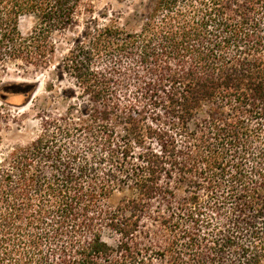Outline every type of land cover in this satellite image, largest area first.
<instances>
[{"label": "trees", "instance_id": "obj_1", "mask_svg": "<svg viewBox=\"0 0 264 264\" xmlns=\"http://www.w3.org/2000/svg\"><path fill=\"white\" fill-rule=\"evenodd\" d=\"M98 16L0 0V72L49 68L52 34L81 27L56 65L66 108L0 156V264H264V0Z\"/></svg>", "mask_w": 264, "mask_h": 264}, {"label": "rangeland", "instance_id": "obj_2", "mask_svg": "<svg viewBox=\"0 0 264 264\" xmlns=\"http://www.w3.org/2000/svg\"><path fill=\"white\" fill-rule=\"evenodd\" d=\"M154 0H93L99 14L100 23L112 19L127 29H137L141 23L142 13ZM36 22L32 15L22 16L19 30L26 36ZM81 27L73 31L54 32L55 44L53 63L47 69L22 71L9 66L5 73L0 72V156H7L14 147L22 146L32 140L41 130L40 115L46 112H62L68 99L62 97V90L70 86L67 76L58 77L56 65L63 58L71 41ZM52 83V88L46 86ZM129 191H116L110 198L112 204ZM106 239L110 238L105 234Z\"/></svg>", "mask_w": 264, "mask_h": 264}]
</instances>
